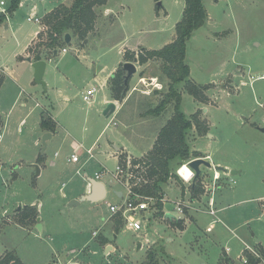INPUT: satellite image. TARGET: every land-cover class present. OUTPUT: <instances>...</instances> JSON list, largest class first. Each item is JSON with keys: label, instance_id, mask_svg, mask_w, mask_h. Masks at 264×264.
<instances>
[{"label": "rangeland", "instance_id": "1", "mask_svg": "<svg viewBox=\"0 0 264 264\" xmlns=\"http://www.w3.org/2000/svg\"><path fill=\"white\" fill-rule=\"evenodd\" d=\"M1 1H4V5L0 4V53L6 56L13 50L15 40L11 29L5 27L7 18H1L4 12L2 7L9 10L10 1ZM111 2L118 22L111 34V41L107 43L108 46L111 44L107 55L110 65L123 59L119 53V45L124 36L129 44L134 45L140 35L145 39L157 40L168 38L171 33L176 34V24L182 19L183 3L185 5L184 0ZM205 4L217 23H205L204 27L197 29L199 31H194L196 36L187 41L186 62L191 65L193 75L199 82L214 85L208 91V102L201 103L204 109L209 107L208 112L202 111V117L207 114L211 124L210 134L216 137L213 149L218 151L216 153L219 156L235 160L236 169L233 170L240 171L233 175L237 181L235 185L224 187L225 189L216 193L217 200L222 192L238 193L237 197L230 198L238 202L228 210L234 217L233 223H228L226 212L212 215L208 212L209 207L207 211H190L185 207L186 213L191 212L194 218L187 219L185 231L176 229L172 222L186 218V213L180 214L176 208V201L181 199L182 194L179 185L184 182L176 173L178 166L184 161L176 158L170 167L175 177L161 185L166 194L163 202L166 216L170 217L156 214L158 210L155 207L151 210L155 216L144 213L145 228L142 231L127 229L123 223L116 232L117 215L111 212L110 204L122 202V199L114 193L109 183L108 197L96 202L86 200L71 205L72 200L62 198L61 193L54 197L55 201L53 197L49 198V211L44 209V215L38 216L41 218L40 223L45 224V230H39L33 222L29 225L33 228L31 230L17 224L20 215L16 209L20 202L25 208L26 204L37 198L38 192L35 183H32L35 178L28 170H22L21 179L11 184V178L8 177L12 173L6 167L4 173L0 171V257L6 251H15L25 264H71L76 261L75 257L85 264H144L149 252H155L160 264H219L220 254L225 248H230V255L234 259L243 254V239L259 251L262 247L256 241L261 238L264 249V207L261 202L256 201L259 197L264 198V131L258 128L264 127V108L258 103H264V79H256L251 84L252 78L246 79L243 75L246 72L243 70H240L241 79L246 83L236 82L233 77L228 78L239 66L249 70L254 78L264 72L255 67H264V0H205ZM14 12L15 10L10 16ZM165 16L169 18L166 20ZM18 19L23 26L26 25L24 15H20ZM161 27H164L163 30ZM152 28L157 31H152ZM204 29L219 31L218 34L211 32L218 42L204 37ZM255 41L260 42L261 46H256ZM150 42L157 44L156 41ZM70 52L74 54V50ZM134 63L137 72L130 79L128 99L124 105H119L117 118L121 131L131 136L137 148L146 151L152 147L158 130L173 114L174 103L161 116L148 114L149 107L160 101L161 95L154 90H167L169 79L162 71L161 60L157 58L144 65ZM156 81L160 83L159 87L156 86ZM34 87L45 89L41 84H35ZM134 87L137 89L134 90ZM177 89L182 93L180 108L190 116L201 104L189 93L184 82L178 83ZM104 93L106 91L101 90L98 95ZM35 104L36 101L32 98L30 106L34 107ZM8 112L6 107L1 110V117L4 122L7 121L9 130L1 129L4 148L0 147V156L11 153L12 145L21 135L18 133V126L24 112L21 117L18 108L13 109L10 114ZM31 119L30 117L29 121ZM197 135L195 128L190 129L187 141L193 143ZM84 138L93 141L96 133L90 131L88 136L84 134ZM121 139V144H125L126 141ZM73 140L83 141L81 136L73 137ZM22 141L26 139L22 137ZM200 144L202 149L209 148L204 142ZM57 145L51 144L46 150L50 157L60 150ZM21 159L24 161L19 164L22 169H26L28 161ZM97 169L114 181L111 173L115 169L114 162L92 167L90 173L94 174ZM202 169L205 170L204 165ZM245 170L247 174L243 175ZM202 179L208 183L212 181L208 174L202 176ZM63 183L66 184V193L84 191L81 185L82 175L75 173V170H67L57 179L58 187ZM116 186L122 188L120 185ZM186 186L188 187L187 183ZM40 199L41 197L29 206H36ZM54 205L59 210L53 211ZM5 209L7 212L3 215ZM106 220H110L107 226ZM209 230L213 233L210 234ZM94 231H97L96 235L93 234ZM103 238L106 240L102 241ZM191 242H195V250L189 247ZM201 249L204 251L201 252ZM248 253L245 251L244 255L248 256ZM84 256L90 259V263L84 260ZM236 262L243 264L241 260Z\"/></svg>", "mask_w": 264, "mask_h": 264}, {"label": "crops", "instance_id": "2", "mask_svg": "<svg viewBox=\"0 0 264 264\" xmlns=\"http://www.w3.org/2000/svg\"><path fill=\"white\" fill-rule=\"evenodd\" d=\"M70 1L71 0H20L19 7L15 10V12L11 14V16L10 14L6 16L7 22L5 27L6 29H11V32L14 35L13 40L15 41L12 44L13 50L6 56L3 54L1 55L0 53V75L3 76V80L0 85V133H2L1 129L9 130L7 121L4 122L3 118L1 117V110H3V107L9 109L8 114H10L13 109L18 108L19 117H21V114L24 112V116H22L18 126V133L21 135H19V139L15 140V143L12 145V152L7 156H0L2 161V165L0 164V171L2 170V173H4V170L7 167L8 171L12 173V175H9L10 177L8 178H11V184H13L17 183L21 179L22 170H28V173L35 178L33 179L34 181L32 183H35V189L38 192L37 198L33 199L30 204L35 203L36 199L41 197L36 206L38 207L39 205L38 214L42 216L44 215V209H48V211L50 209L48 202L51 200L49 198L53 197L54 200V197L59 196V193H61L62 198L67 197L68 200H74L79 199L83 194L87 193L91 189L89 180L91 178H95L96 173L100 172L97 169L95 170L94 174H91L90 169L92 167L99 165L106 166L111 162H114L116 166L122 154L132 158H140L144 156L149 150L141 151L140 148L136 147L135 142L130 138L131 136L126 134V132L121 131L117 118L119 105L121 102L114 100L111 96V91L109 88L110 76L116 71L120 63L124 61L123 59L121 62L118 60L117 63L115 62L110 65L107 58L109 52L108 47L111 45L110 44L108 46L107 43L108 41H111V34L117 27L118 22L116 20L117 16L115 15V11L113 9L114 6L111 0H107L106 4L97 7L98 19L95 30L90 32L86 39L79 40L77 36H74L70 33L72 35L71 42L68 44L65 43L64 46L59 48L56 55L48 59H44L46 60V69L43 76V79L46 82L45 89L34 87L35 84L38 85V83L35 82V68L33 66V63L36 60H34L32 54L30 53V47L39 40V36L45 29L43 22L40 24L36 22L34 18H40L43 21L45 15L51 12L58 5L62 3H70ZM122 5L124 6V4ZM184 7L185 5L183 3V9ZM2 9L4 10L3 7ZM207 11L208 20L206 21L205 25L217 23L214 21V16H212L209 9H207ZM20 15H24L26 17L25 26H23L22 21L18 19ZM29 17L33 20H29ZM156 17L158 18L159 16ZM167 18H169V16L166 17V20ZM163 28L161 27V30H163ZM152 31L155 32L157 29L152 28ZM197 31L199 30H196V32ZM211 32H213V34L219 33L217 30L210 31L209 29H204V37L218 42L216 36H214ZM175 36V33H171L168 38L155 40V38L145 39L143 35H140L134 45L129 44L127 42L126 36H124L119 45V53L123 58V54L127 49L133 51H137L140 47L158 49L163 47L165 44L172 42L175 39ZM195 36L196 35L194 33V35H192V39ZM150 41H156L157 44H151ZM255 43L256 46H261L260 42L255 41ZM63 47L67 48L66 52L63 51ZM72 50H74V54H71L70 51ZM189 66L190 78L198 84H203L194 77L193 69L191 65ZM255 67H257L256 69L258 71H264L263 66L262 68L259 66ZM240 70L246 72V74H243L246 76V79L252 76L249 70L239 66L237 70L229 74L228 78L233 77L236 82H244L241 79L242 74ZM263 74L264 72L261 73V75ZM254 81H252L251 84H253ZM91 88H95L96 90L94 95H92V101L87 102L83 99V94ZM101 90L106 91V93L100 96L98 94ZM32 98H34L36 101L34 107L30 106ZM109 102H114L116 104V110L110 115H105L104 111ZM198 103L201 104L202 102L198 101ZM258 103L263 102L258 101ZM122 105H124L123 102L121 106ZM199 108L206 112L209 111V107L207 106V108L204 109L202 104L200 107H197V109ZM44 113L50 116L52 123L55 124L56 129L54 132L46 130L42 127L41 123ZM262 116V119L264 120V113ZM30 117L32 118L31 121H29ZM203 118H205L209 123V133L204 135L197 132L198 135L194 137L195 140L193 143L190 141H188V143L192 153L198 152L200 155L198 157H203L211 161L213 164V167H207L204 165V171L202 169V165L200 166L201 177H204L206 174L212 177L215 172L220 174V187L217 188L212 194L214 198V208L216 209V213L226 212V217L228 219L227 221L228 223L232 224L234 221L232 218L234 217L228 213V210L238 202L233 199L230 200V198H234L235 196L237 197L238 193L230 191L222 192L218 197V200L216 199V193L221 192L224 187L233 186L236 184L237 181L233 177L234 174L230 173L231 170L236 169V162L233 159L230 160L223 158L221 155L219 156V154L216 153L218 151L213 149V140L216 137L210 134L211 124L206 113L204 114ZM258 128H261L262 131H264V127ZM90 131H94L96 133V138L93 141H89L84 138V134L88 136ZM47 132L51 133V138L47 140L46 148H44L42 137ZM2 135L3 137L0 140V147L4 148V134L2 133ZM76 136H81L83 141L79 142L77 140H73V137ZM22 137L26 139V141H22ZM121 138L126 141L125 144H121ZM203 142L205 145H207V147H209L208 149L200 148L202 146L200 143ZM51 144H58L57 147L61 150L55 151L52 157L46 153V150ZM91 147L93 148V157H90L86 150ZM75 152L80 156V160L77 162L69 159L70 156ZM56 153L58 154L56 155ZM40 155L44 156L42 160L38 159ZM21 158H24L26 161H28L27 165L29 166L26 167V169H22V165L19 164L21 161H24ZM15 165H17V167H14ZM215 165L228 168L229 172L217 170L214 167ZM71 166H73V168H71ZM37 167L40 169L39 172ZM67 170H75V173L82 175L81 185L84 187V191H80L79 193L74 190L66 193L65 183L58 187L57 179L62 174H65ZM237 173H240V171H237L235 174ZM242 174L246 175L247 170L242 172ZM99 181L103 182L106 187V195L103 199L108 197L109 183L112 185L114 193L123 200L125 193L121 184L112 181V179L108 178L106 175H103ZM116 185H120L122 188L120 189ZM179 187L181 188L182 192L181 199L188 204L187 208L190 209V211L208 210V200L211 196L209 192H204L196 198H193L191 189L187 186L185 187V182L180 184ZM165 196L166 194L164 193V201ZM256 201L261 202V206L264 207L262 203L264 201L263 197L257 198ZM20 205H23L22 202H20ZM52 209L53 211L55 209L59 210L57 207L55 208V205ZM152 211L150 213H152ZM6 212L7 211L5 209L3 211V215ZM163 212L165 217H170L166 216L164 203ZM155 213L157 214V211ZM153 214L154 212L152 215ZM193 218L194 217L191 215V212L186 213V218L183 219L184 228H179L180 232L186 230L187 219L193 220ZM39 222H41V218ZM39 222H37L35 226H37ZM109 222L110 220H106L105 226H107ZM41 225L44 231L46 226L45 224ZM227 225L229 226V224ZM28 227L31 230L33 229L30 226H27V228ZM177 228L178 227H176V229ZM211 233H213V231H210V234ZM170 239L174 240V238ZM242 242L244 247L249 244L244 239ZM256 242L257 245H260L263 248L261 238H259ZM194 244L195 242H191L189 245V247L193 250H195ZM253 249L255 248L253 247ZM202 251L204 250L201 249V252ZM230 252L231 251L227 252L224 249L220 254L218 263L239 264L236 261L241 260L239 258L240 256L237 259H234L230 255ZM84 258H86L84 259L85 261L90 263V259H88L87 256H84ZM75 259L77 262L85 264L78 257H75Z\"/></svg>", "mask_w": 264, "mask_h": 264}, {"label": "trees", "instance_id": "3", "mask_svg": "<svg viewBox=\"0 0 264 264\" xmlns=\"http://www.w3.org/2000/svg\"><path fill=\"white\" fill-rule=\"evenodd\" d=\"M10 6L8 13L16 10L20 4V0H9ZM159 1V0H155ZM107 0H71L70 3H62L54 8L43 18L45 30L39 36V40L30 47V53L34 60L48 59L57 54L59 48L64 46V36L71 33L77 36L79 40H84L89 33L95 30L98 13L97 7L106 4ZM6 17L2 13L1 18ZM2 20V19H1ZM208 20V11L204 4V0H185V8L182 19L176 24L175 39L158 49H149L140 47L138 51L126 50L123 54V62L109 79V88L111 96L114 100L121 103L127 102L129 85L125 83L126 71L123 68L124 62H138L140 65L146 64L149 60L157 58L162 62V71L169 79L167 90L155 89L156 94L161 95L160 101L154 106H150L148 114L156 117L161 116L169 105L174 103V112L164 125L158 130L156 139L152 147L147 153L140 158H132L134 164L139 165L135 170L144 176L146 181L135 187L140 194L155 197L157 214L163 213L164 191L162 184L166 183L170 178L175 177L171 172V162L180 158L187 161L197 158L198 152L192 153L187 141V133L190 129L195 128L200 134L209 133V123L202 117L203 109L199 108L190 116H187L180 108L182 93L177 89V84L185 83L186 89L193 97L202 103L208 102V91L212 84H198L190 78V66L186 62L187 41L192 37L195 30L203 26ZM64 48V47H63ZM143 76V75H141ZM3 76L0 75V85ZM42 127L46 130L54 132L56 127L52 123L51 117L43 114ZM194 155V156H193ZM126 155L122 154L120 159H124ZM44 158L43 155L38 157L39 160ZM201 174L195 179L191 185V194L193 198L203 194L204 189L201 184ZM20 216L17 223L22 226H29L32 222H38L37 206L26 205L25 208L17 212ZM174 226L183 229L184 220L178 219L172 222ZM123 220L120 214H117L115 224L116 232L119 231ZM102 241H105L103 238ZM261 257L264 259V249L259 250ZM248 264H256L261 257H255L248 253ZM0 264H25L15 251H6L0 257ZM144 264H160L157 254L149 252L147 260Z\"/></svg>", "mask_w": 264, "mask_h": 264}, {"label": "built area", "instance_id": "4", "mask_svg": "<svg viewBox=\"0 0 264 264\" xmlns=\"http://www.w3.org/2000/svg\"><path fill=\"white\" fill-rule=\"evenodd\" d=\"M1 5H4V1L0 2ZM6 14V16L9 15L7 10H3ZM29 20H33L32 18L29 17ZM34 20L40 24H42V20L40 18H34ZM45 27V26H44ZM45 30V29H44ZM63 51L66 52L67 48L64 47ZM252 81H254L255 79H264V74L254 78L253 76H251ZM143 80V78L141 79ZM251 81V82H252ZM250 82V83H251ZM246 83L245 81L242 82ZM156 86L159 87V84L157 81L155 82ZM134 90L137 89L136 87L133 88ZM95 88H91L88 89L86 91V93L83 94V99L87 102L92 101V95H94L95 92ZM149 92V91H147ZM261 107L264 108V103H259ZM207 110V109H206ZM3 135L2 133H0V140L2 139ZM87 153L90 155V157H93V148H89L86 149ZM58 153H56L57 155ZM70 160L72 161H79L80 160V156L79 154H77L76 152L73 153L70 158ZM194 159V158H193ZM193 159L184 161L181 165L178 166L176 173L177 175L185 182L188 184V187L190 188L191 185L195 182V170L190 166V161H192ZM1 158H0V164H1ZM139 167V165L134 164L132 161V157L130 156H126L124 159H119L117 165L115 166V169L113 171H111L112 173V177L114 179L115 182H118L119 184H121L124 188V191H126L125 196L122 200V202L117 203V204H112L110 205V210L113 213V215H117L120 214L124 223V227H126L127 229H131L134 231H142L145 228V216L144 213H150L151 210H153V208L155 207V203H156V198L153 196H146L143 194H140L139 192H137L135 190V187H138L139 185H141L142 182L146 181L144 179L143 175H140L135 169ZM103 172H97L95 175V178L97 180H99L102 176H103ZM221 179V176L218 172H215L212 176V181L210 183L204 181L202 179L201 184L203 186L204 192L205 193H210L211 196L209 197L208 203H209V210L208 212L212 215L216 214V209L214 208V198H213V193L214 191L220 187V183L219 180ZM91 186V183H90ZM203 192V193H204ZM162 201H164V198L162 199ZM177 204V210L180 214H184L185 213V207L188 206V204L184 201V200H179L176 202ZM263 205H264V201H263ZM181 219V218H180ZM94 235L97 234V231H94L93 233ZM225 250L228 252L230 251V248H225ZM248 251L249 253H251L252 255H254L255 257L260 258L261 254L259 253V251L251 248L250 246H246L245 249L243 250ZM243 254L240 255L241 261L243 264H248L249 260L248 257L246 255ZM256 264H264V259L261 257V260L256 263Z\"/></svg>", "mask_w": 264, "mask_h": 264}, {"label": "water", "instance_id": "5", "mask_svg": "<svg viewBox=\"0 0 264 264\" xmlns=\"http://www.w3.org/2000/svg\"><path fill=\"white\" fill-rule=\"evenodd\" d=\"M72 39V35L70 33H66L64 36V41L65 43H70ZM31 59V58H29ZM33 66L35 68V74H34V78H35V82L38 84H41L45 87L46 82L43 79L44 73H45V69H46V60L42 59V60H38L35 61L33 63ZM123 68L126 71V75H125V83L128 86L131 77L137 72V66L134 62L131 61H127L124 62L123 64ZM116 110V104L114 102H109L104 114L105 115H110L112 114L114 111ZM51 138V133L47 132L43 135L42 137V143L44 144V148H46L47 145V140ZM190 166L195 170V178H197L198 176H200L201 174V169L200 166L201 165H205L207 167H213V164L211 163V161L203 158V157H197L194 158L192 161H190ZM217 170H224L225 172H229L228 168H224L220 165H215L214 166ZM38 168V172H39V167ZM237 171L236 170H231L230 173L231 174H235ZM91 183V189L83 194L79 199H74L71 201V205L73 204H79L82 201H91V202H96L98 200H102L105 195H106V187L105 184L95 178H91L90 180ZM24 208L23 205H19L18 208L16 209L17 212L21 211ZM40 221V218L38 217V222ZM37 228L39 230H42V225L39 222L37 224ZM141 245L139 244V247ZM71 264H81L77 261H73L71 262Z\"/></svg>", "mask_w": 264, "mask_h": 264}]
</instances>
